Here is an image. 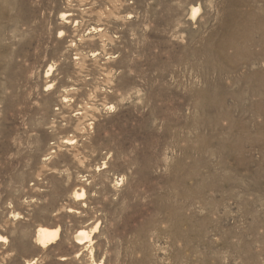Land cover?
I'll return each mask as SVG.
<instances>
[{
    "label": "rangeland",
    "instance_id": "rangeland-1",
    "mask_svg": "<svg viewBox=\"0 0 264 264\" xmlns=\"http://www.w3.org/2000/svg\"><path fill=\"white\" fill-rule=\"evenodd\" d=\"M233 1L0 0V264H264V0Z\"/></svg>",
    "mask_w": 264,
    "mask_h": 264
},
{
    "label": "bare ground",
    "instance_id": "bare-ground-1",
    "mask_svg": "<svg viewBox=\"0 0 264 264\" xmlns=\"http://www.w3.org/2000/svg\"><path fill=\"white\" fill-rule=\"evenodd\" d=\"M235 1V0H234ZM233 1V2H234ZM243 1V0H242ZM241 1V2H242ZM246 1V0H245ZM244 1V2H245ZM239 2V1H238ZM240 2V3H241ZM243 2V3H244ZM229 3V2H228ZM236 3V2H235ZM239 3V4H240ZM243 3H241V4H243ZM239 4H237V5H239ZM245 4V3H244ZM243 4V5H244ZM227 5V4H226ZM0 6H2V5H0ZM240 6H242V5H240ZM232 7V6H231ZM236 7H238V6H236ZM3 8V7H2ZM230 11H231V9H229ZM241 11V10H240ZM196 12H198V8L197 7H195V8H193L192 10H191V16L192 17H194L195 16V14H196ZM227 12V11H226ZM225 12V13H226ZM239 12V11H238ZM231 14H233L232 12H230ZM242 13V12H241ZM1 15H2V13H1ZM240 15H242V14H240ZM237 16V15H236ZM243 16V15H242ZM3 17V16H2ZM223 17V16H222ZM240 18H241V16H239ZM229 18V17H228ZM233 18H234V16H233ZM243 18V20H244V18L246 19V17H242ZM241 18V19H242ZM250 19V18H249ZM246 20H248V19H246ZM242 21V20H241ZM247 22V23H246ZM226 23H228V22H226ZM225 23V24H226ZM232 23H234V22H232ZM232 23H231V26H232ZM244 23H246V24H248L249 22L248 21H245ZM243 24V23H242ZM245 24V25H246ZM250 24V23H249ZM261 24V23H260ZM223 25V24H222ZM241 25V24H240ZM244 25V24H243ZM231 26H229V27H231ZM233 26H234V24H233ZM224 28H228V27H225V26H223ZM242 27H244L245 28V26H241V29H240V27H239V25H238V27H237V29H238V31L235 29V27H234V29L232 30H230V28H228L230 31H227V29H224V30H226V33L223 35L224 37H226L225 39L224 38H222V42H221V44H216V43H214V45H217L216 47H218V55L220 56V58H222V60L223 59H228V55L227 54H230L229 52L228 53H226L225 54V50L228 48H235L236 50H241V49H243V47H244V44L246 43H250L251 44V41H253V39H251L252 38V36H251V38L249 37L250 36V34L249 35H247V34H243V36H242V41H243V43L240 45V43H241V39L239 40V43L237 42V44L238 45H240L241 47H238L237 46V44H236V41H235V43H234V41L233 40H235L234 38H238L239 36H237L238 35V33L239 32H242L243 30H242ZM248 28H249V26H248ZM259 29V28H258ZM257 29V30H258ZM248 30V29H247ZM250 30V29H249ZM248 30V31H249ZM263 30V29H262ZM259 32L261 31V30H258ZM264 31V30H263ZM223 32H225V31H223ZM238 32V33H237ZM244 32H245V30H244ZM251 32V31H250ZM249 32V33H250ZM221 33H222V31H221ZM246 33V32H245ZM252 33V32H251ZM264 33V32H263ZM241 34V35H242ZM253 34V33H252ZM215 35V34H214ZM222 35V34H221ZM234 35H236V36H234ZM240 35V34H239ZM210 36H212V33H211V35ZM222 36V37H223ZM241 37V36H240ZM244 37V38H243ZM211 38V37H210ZM214 38V37H213ZM218 38H220L221 39V36L219 37L218 36ZM217 38V39H218ZM254 38V37H253ZM264 38V37H263ZM216 39V42L217 41H220L219 39L217 40ZM208 41H210V40H208ZM213 41V40H212ZM215 41V40H214ZM261 41H262V39H261ZM211 42V41H210ZM254 42V41H253ZM253 42H252V44H253ZM262 42H264V40L262 41ZM208 44V43H207ZM206 44V45H207ZM210 44H213L212 42L210 43ZM210 44H208V46L210 45ZM254 44H256V43H254ZM206 45H204V46H206ZM242 45H243V47H242ZM253 46V45H252ZM263 46V45H262ZM209 47H212V46H209ZM216 47H215V49L214 50H217L216 49ZM250 47V46H249ZM261 47V46H260ZM240 48V49H239ZM252 48V47H251ZM250 48V49H251ZM199 49V48H198ZM264 48H262L261 47V50L260 51H262ZM202 50V49H201ZM207 50V49H206ZM230 50V49H229ZM244 50H246L245 48H244ZM243 50V51H244ZM202 51H204V50H202ZM209 51V50H208ZM232 51V50H231ZM243 51H241L242 53H243ZM260 51H256L257 53H256V56H258L257 54L260 52ZM235 52V51H234ZM234 52H232V53H234ZM240 51H237V52H235L234 54V56L235 57H239V56H237L236 55V53H241ZM251 52H253V49L251 50ZM255 52V51H254ZM263 52V51H262ZM208 53V52H207ZM231 53V54H232ZM261 54V53H260ZM259 54V55H260ZM205 55H207V54H205ZM217 55V54H216ZM253 55V54H252ZM255 55V54H254ZM262 55V54H261ZM208 56V55H207ZM212 56H214V54H212ZM233 56V54H232V59H234V61H235V57ZM243 56H244V54H243ZM242 56V57H243ZM264 56V55H263ZM245 57V56H244ZM249 57V56H248ZM253 57V56H252ZM206 58H208V57H206ZM240 58H241V56H240ZM258 58V57H257ZM209 59H211V54H210V58ZM238 59V58H237ZM243 59V58H242ZM245 59V58H244ZM249 59V58H248ZM253 59H254V57H253ZM208 60V59H207ZM221 61V60H220ZM231 61V60H230ZM242 61V60H241ZM240 61V62H241ZM244 61V60H243ZM242 61V62H243ZM249 60H247V62H248ZM252 61V60H251ZM233 62V60L231 61V64H233L232 63ZM237 62H239V60H237ZM239 62V63H240ZM246 62V61H245ZM209 63H211V62H209ZM217 63H218V67H219V63L220 62H218L217 61ZM227 63V62H226ZM244 63V62H243ZM249 63H250V61H249ZM252 63V62H251ZM212 64V63H211ZM229 64H230V62H229ZM235 64H236V62H235ZM234 64V65H235ZM206 65H207V63H206ZM220 65H223V64H221L220 63ZM246 65V64H245ZM231 66H233V65H231ZM230 66V67H231ZM238 66V65H237ZM236 66V67H237ZM208 67V66H207ZM210 67V66H209ZM212 67H213V65H212ZM235 67V66H234ZM217 68V67H216ZM223 69H224V65H223V67H222ZM223 69H221V70H223ZM236 69V68H235ZM238 69V68H237ZM259 69V68H258ZM217 70H218V68H217ZM257 71V70H256ZM259 71V70H258ZM219 72H220V70H219ZM255 72V71H254ZM222 73V72H221ZM253 73V72H252ZM262 73V72H261ZM251 74V73H250ZM258 75V74H257ZM249 76V75H248ZM256 76V75H255ZM260 76V75H259ZM258 76V78L259 79H261L262 77H264V76H262V77H259ZM245 77H247V75L245 76ZM254 77V76H253ZM257 77V76H256ZM257 78V79H258ZM250 78H248V80H249ZM253 80V79H252ZM221 81V80H220ZM257 82V81H256ZM259 82H261V81H259ZM213 83V82H212ZM262 83V82H261ZM222 84V83H221ZM223 84H225V83H223ZM256 85H258V83L256 84ZM222 86V85H221ZM225 86V85H224ZM215 87H216V85H215ZM223 87V86H222ZM260 87V86H259ZM213 88V87H212ZM221 88V87H220ZM225 88L226 87H224V90H225ZM244 88V87H243ZM251 88V87H250ZM256 88V87H255ZM261 88V87H260ZM223 89V88H222ZM227 89V88H226ZM219 90V89H218ZM223 90V91H224ZM242 91H243V89H242ZM259 91V90H258ZM250 92V91H249ZM248 92V93H249ZM226 93H228V92H226ZM237 93V92H236ZM215 94H217V93H215L214 91H211V88H206V89H204L203 91H200V95H201V97L203 98V100H202V102H204L205 101V103L207 104V106H208V113H211V110L213 109V106L211 105V104H213L214 105V108L216 107V105L214 104V100L216 99V97H215ZM220 94V93H219ZM231 94V93H230ZM229 94V95H230ZM235 94V93H234ZM225 95V94H224ZM221 96L222 97H220L219 96V98L221 99V101L220 102H223L222 101V98H223V94L221 93ZM239 96V95H238ZM218 97V96H217ZM226 96H224V98H225ZM201 98V99H202ZM201 99H200V101H201ZM259 100V99H258ZM217 102H219L218 100H216ZM260 101V100H259ZM259 101H257V102H259ZM217 102H215V103H217ZM220 102H219V104H220ZM205 104V105H206ZM222 104V103H221ZM201 106V105H200ZM212 106V107H211ZM220 106H222V105H220ZM226 106V105H225ZM224 106V107H225ZM217 107H218V105H217ZM202 108V107H201ZM212 108V109H211ZM220 108V107H219ZM216 109V108H215ZM201 110V109H200ZM221 110V109H220ZM225 109H222V112L224 111ZM218 111V110H217ZM225 111H227V110H225ZM213 112H215L214 110H213ZM221 112H219V114H220ZM228 113H229V110H228ZM228 113H227V115H228ZM231 113V112H230ZM217 114V113H216ZM218 115V114H217ZM217 117H219V116H217ZM224 117V113H223V116H222V118ZM229 117V116H228ZM232 127V126H231ZM231 145V144H230ZM240 148V147H239ZM190 178H191V176H190ZM194 192V191H193ZM77 197L78 196H82L83 195V192H80V194H75ZM186 220V218H183V220L182 221H185ZM94 228H96V227H94ZM58 236H59V228L58 227H55V228H46V227H40V228H38L37 229V232H36V242H37V244H39L40 246H46V245H48V244H50L51 242H54L55 240H57V238H58ZM2 238V237H1ZM74 238H75V242L77 243V244H79V245H81V244H84L85 242H87L88 240H89V238H90V234L86 231V230H84V229H79L76 233H75V235H74ZM3 240H4V238H2ZM98 264H102V262H99Z\"/></svg>",
    "mask_w": 264,
    "mask_h": 264
}]
</instances>
